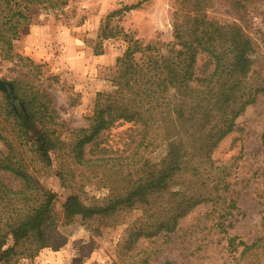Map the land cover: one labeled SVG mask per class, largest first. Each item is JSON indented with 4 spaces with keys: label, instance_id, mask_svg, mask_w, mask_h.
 Listing matches in <instances>:
<instances>
[{
    "label": "rangeland",
    "instance_id": "obj_1",
    "mask_svg": "<svg viewBox=\"0 0 264 264\" xmlns=\"http://www.w3.org/2000/svg\"><path fill=\"white\" fill-rule=\"evenodd\" d=\"M4 1L0 0V31L7 22L6 18L2 20L7 14V10L2 12ZM8 1L12 11L20 10L27 22L18 27V40L11 42L9 54L0 42V80L19 81L23 89L46 93L53 117L47 125L56 130L59 141L68 145L74 141L71 131L87 128L96 95L113 91L111 81L116 74V59L127 47L123 35L144 46L172 44L173 13L181 8L179 0ZM233 1L239 3L241 19L230 6ZM130 6L137 8L106 21L112 12ZM202 12L210 21L236 23L244 28L255 45L258 62L255 71L264 75V1L211 0L202 6ZM105 25L119 34L98 40L99 29ZM94 48L101 50L102 55L94 56ZM204 61L203 56L198 57V69ZM6 94L0 92V113L6 107ZM234 124L236 129L212 151L211 167L207 165L203 171L208 187L198 192L207 201L179 219L175 232L150 240L139 238L131 244V225L158 222V214L147 218L145 210L135 206L106 218L84 221L76 217L63 225L60 205L72 189L88 204L91 199L110 194L105 181L109 177L98 169L99 177L94 178L95 174L78 169L69 161L67 166L74 180L69 185L73 188L63 189L56 177L58 156L52 155V167L38 163L30 152L31 142L19 138L11 120L1 116L0 154L6 155V145L13 146L26 159L37 187L55 193L57 201L53 219L47 225L49 246L31 257L23 254L8 263L0 260V264H264V94L258 95ZM140 134V129L136 131L129 124L117 126L102 133L100 146L125 152L123 155L127 156L134 153ZM162 135L160 131L148 135L151 145L140 149L142 157L161 159L165 154ZM3 178L10 189L19 188L20 184L13 178ZM117 186L121 187L119 180L115 189ZM179 189V186L170 187L165 198ZM232 238L247 245L258 239L262 241L259 249L240 257L241 249L230 252L228 240Z\"/></svg>",
    "mask_w": 264,
    "mask_h": 264
},
{
    "label": "trees",
    "instance_id": "obj_2",
    "mask_svg": "<svg viewBox=\"0 0 264 264\" xmlns=\"http://www.w3.org/2000/svg\"><path fill=\"white\" fill-rule=\"evenodd\" d=\"M210 1H178L181 8L173 13L172 44L144 46L123 35L127 47L116 59V74L111 81L114 89L96 95L87 128L71 131L74 141L70 145L59 141L56 130L47 125L52 117L49 96L23 89L19 81L10 83L15 99L5 96L6 107L0 117L10 119L18 137L31 142L30 152L38 163L52 167V155L58 156L56 177L63 189L73 188L69 185L74 182L69 161L95 174L94 178L99 177L98 169L109 177L105 181L110 194L91 199L88 204L72 189L60 205L63 225L76 217L84 221L106 218L141 206L147 218L156 213L159 220L133 223L129 243L134 244L139 238L150 240L175 232L179 219L207 201L199 192L208 187L203 171L207 165L211 167L212 151L236 129L234 122L244 109L264 94V75L255 71L258 62L254 42L241 25L208 20L202 6ZM3 6L2 12L7 10V14L2 20L6 18L7 22L2 24L0 42L9 54L11 42L18 40V27L26 24L27 17L20 10L12 11L8 0ZM230 6L241 19L239 3L233 1ZM135 8L112 12L105 19L108 22ZM118 34L105 25L99 29L97 39H112ZM262 38L264 43V33ZM93 52L94 56L102 55L96 48ZM200 56L205 61L198 69ZM125 124L141 132L133 154L124 156L125 152L100 146L102 133ZM155 131L163 134L165 154L153 161L142 157L140 149L151 145L147 138ZM6 147V155L0 154V260L8 263L13 257H31L49 246L47 225L53 219L57 196L37 187L26 159L10 144ZM3 176L16 180L19 188L10 189ZM118 180L121 187L115 189ZM172 186L180 189L165 198ZM236 241L228 240L230 252L241 249L240 257H244L259 249L262 239L251 245Z\"/></svg>",
    "mask_w": 264,
    "mask_h": 264
},
{
    "label": "water",
    "instance_id": "obj_3",
    "mask_svg": "<svg viewBox=\"0 0 264 264\" xmlns=\"http://www.w3.org/2000/svg\"><path fill=\"white\" fill-rule=\"evenodd\" d=\"M0 92L7 93L8 98L15 99L13 96V87L10 83H5L0 80Z\"/></svg>",
    "mask_w": 264,
    "mask_h": 264
},
{
    "label": "crops",
    "instance_id": "obj_4",
    "mask_svg": "<svg viewBox=\"0 0 264 264\" xmlns=\"http://www.w3.org/2000/svg\"><path fill=\"white\" fill-rule=\"evenodd\" d=\"M41 31V29H39V31H37V32H40Z\"/></svg>",
    "mask_w": 264,
    "mask_h": 264
}]
</instances>
